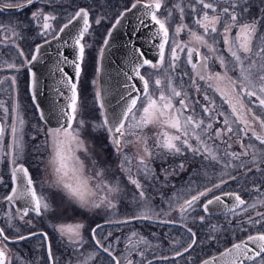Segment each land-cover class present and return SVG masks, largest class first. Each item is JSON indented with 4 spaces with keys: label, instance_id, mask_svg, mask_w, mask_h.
I'll return each mask as SVG.
<instances>
[{
    "label": "rangeland",
    "instance_id": "374dc122",
    "mask_svg": "<svg viewBox=\"0 0 264 264\" xmlns=\"http://www.w3.org/2000/svg\"><path fill=\"white\" fill-rule=\"evenodd\" d=\"M135 1L136 0H134L133 3ZM145 1L150 2V0ZM60 2L63 4V10L66 12V16L64 14L65 23L71 17H73L74 13L79 7L76 0H60ZM210 2L213 1L210 0ZM47 5L48 13L50 12L51 14H54L58 11L59 5L57 0H51V2H49V0H40L34 7H32V9H34V11L42 9L44 12ZM98 5L99 3L96 2L92 5L91 10L93 14H90V20L92 22V26H96L95 28L99 30L101 27L104 28L105 26L107 12ZM175 5H180V7L184 9L183 19H181V12L179 8L174 7ZM162 6L165 7L164 12H161L163 14V18L160 15L157 16L158 18L165 21L166 27L168 25L167 22L173 24L172 26L174 32L169 33L167 43L168 46L166 45L164 49L162 65L159 68H152L149 65H146L143 70V75L149 82V94H151L154 98H158L161 91H163L166 96H171V89L169 87L170 84L171 88H175L181 93L179 97H172V103L175 108L180 109V100L184 99L188 107L190 106V109H195L193 107L195 87L192 84L189 65L187 64V48H185L184 51L177 49V55L179 56V59L174 62V70L170 67V64L173 63L171 60V50L174 46L173 41L180 43H187L189 41L190 36L188 29L195 30L200 34H203V29L199 28V26L196 24L191 26L190 24L185 23V17L186 15L188 16V13H186L185 10H188L190 6H195L196 11L194 14H201L205 10L202 8V5L196 4L195 0H163ZM102 10L104 11L103 13ZM122 10L123 9L118 10L117 12L119 13V11L121 12ZM208 11L209 15H212L211 11ZM18 13L19 12H16V16H8L6 18L0 19V81H2L0 82V103L3 105L0 107V119L4 125V135L0 141V177H10L12 169L17 163H24L28 166L37 194L43 196L49 206L46 211L41 212L43 218L42 220H39L40 227L43 226L46 227V229H53L58 228L61 225H83V212L86 210L88 212L99 211V217H101L103 214L107 224L110 225L114 223H116V225L125 224L129 223L127 221L137 220L136 217L142 213L147 214L150 217L149 219L158 222L183 220V230L186 233V230H188L186 229L188 227V222L194 220L195 214L198 211L194 209V207L201 208V204L218 193L224 191H235L229 189L228 181L237 178L235 175L243 165H247L248 167L249 165L264 162V144L256 143L257 141L252 139V142L247 143L245 148L240 147V149H238L239 151L237 154H240V156L239 159L234 161L230 155H226L227 151L222 152L223 149L221 150L218 149V147L210 146L208 143L209 141H207V137L208 140H210V135L209 133H204L201 134L200 139L212 150L217 159L212 160L211 158H207L211 159V162L208 161L209 163L205 166V169L202 170L201 173H199L197 170L198 168H194V170L191 172V167H187L189 170L188 173L183 174V177L177 176L181 179V181L178 179V183L176 181V183H173V177H169L170 179L167 180L169 182L168 185L164 184L165 186L159 193L149 192L155 189H148L147 185L144 184L145 186L143 185V187H141V189L143 188L144 190V197L142 198L143 200H139L141 198L140 193L136 191V185L131 183L130 177H132V179H136L133 177L140 178L143 176L157 177L154 175L156 173L153 172V164L158 160V152L160 150L161 152H165V150L157 148L156 146H148L149 150L152 152V156L150 158L146 157V163L148 164V168L151 171L148 175H145L144 171L141 169V166L138 164V156L144 155L143 144L135 143V141L137 136L143 137L142 133L146 132L148 137H154L156 142L157 134L161 131V128L158 125L150 124L147 127H144L143 130L131 129L130 131L134 132L135 135H127L123 138V140L133 141V143H128L133 145V148L130 149L132 151V155L126 148V144L123 142L121 144L122 151H117L116 147L112 143V137L108 131L107 125H105V117L100 102L98 66L102 42L104 41H101V43L98 44L97 41L93 40L92 38L89 39L90 36H88V38L81 41V43L85 45V48H89V50H87L88 53L85 51V57L81 64V74L77 81L78 111L76 113V119L72 122V129L79 131V138L83 141L84 148L86 149V151H76L75 155L83 162L84 175L91 178L89 180L88 186L90 189H92L95 195L90 197V203L88 206H81L79 202L68 195L62 186L57 185V178L54 173L53 166L50 164L52 148L51 138L47 135V133L51 128L44 123H39L37 121L36 107L34 106L32 100H28L24 89L20 85V75L22 74V68L21 66L17 65L16 62V35L24 32L26 28L24 27L25 24L22 23L24 22L22 19L23 16L17 15ZM169 13H171V15H169ZM97 19H100L99 24L96 23ZM38 21L40 25L43 23L42 18ZM50 23L52 27L48 30V32L44 33V37L48 36L49 34L51 35V33V37L54 36L63 24L62 23L59 25L60 23L56 19L50 21ZM181 23L187 25L188 28L181 31L180 34L177 35L175 30L176 27ZM92 26L89 32L91 30L93 31ZM217 28V33L206 37L210 43L215 40V46L220 44L221 40L223 41V38H219L222 36L220 33L223 31V19L221 20V23L217 25ZM40 30L41 32H44L42 27H40ZM258 31H260L261 34L262 30H260L259 26ZM89 32L86 35H88ZM107 32L108 29H106L105 35ZM236 32L237 29L233 28L231 30V36L235 37ZM93 43L96 44L95 48H92ZM258 44L259 43L256 44V42L253 41L254 50ZM7 45H11L9 48L11 51L9 52L10 56L5 59L7 54L3 53V48ZM191 46L200 49V58L201 56L205 55H213L212 53L208 52L207 48L202 47L195 42L190 43L189 47ZM87 57H89L88 61L90 60V62L87 61L88 63L85 65L86 63L84 64V61ZM253 61H255L256 64V67L253 69V80L258 86L260 83L257 78L259 75V66L264 64V59H261L260 57H255L253 59L252 56V59L249 60V62H245V66H247L249 63H252ZM89 63L90 65H88ZM157 64H160V60ZM208 64L210 66V61H208ZM9 65H15V67H9ZM26 65L27 63H25V67ZM197 66L196 77L199 78L197 73H204L201 59ZM208 72L211 73L209 70ZM230 76H232L233 79H239V75L236 78L234 74L230 73ZM158 78L162 82L159 87H157L155 84V80ZM13 79L15 80V83H13ZM98 93L99 98H97ZM244 100L245 103H247L248 106L253 109V114L260 118L258 111L264 112V108L258 106L259 102L255 99V97L251 98V100H249L247 97H244ZM145 104V95L137 99L136 108L134 109L137 119L142 114V109ZM32 106H34V108H32ZM5 108L7 109V114H5ZM198 109L199 107L196 110ZM228 111L229 113L225 117H228L230 121H234L235 117L232 116L230 107H228ZM18 117H21L24 121L22 126L19 124ZM248 118L251 121L250 115ZM31 121H33L32 125ZM80 121H83V126H81ZM130 122H132L131 116L129 117L128 121H125V126L127 127ZM14 124L17 127L16 139L22 145V150L19 151L15 147L12 134V126ZM251 124H253V121H251ZM232 127L234 131L233 134L235 136L241 137L240 132L238 131V124L233 123ZM167 131L178 134L175 133L174 129H167ZM197 132H199V129H197ZM255 132L258 135L264 136V132H262V130H255ZM212 139H215L214 135ZM189 142L194 147L200 146L198 141L194 138L190 139ZM31 144H35V146L31 147ZM245 152L247 153L246 155L244 154ZM125 154L130 158V164L133 166L135 165V168L133 169L134 172L132 170V175L131 170H128L130 169V164L124 162ZM192 154L194 153L192 152ZM198 154L205 158L206 153L203 152V148H201V153ZM259 158L262 159L261 162H259ZM12 160H15V164L11 162ZM122 163H125V167L123 168L121 167ZM98 172L102 173V175L98 176ZM136 180H138V178ZM143 182L145 183V179ZM104 184L109 186H118L119 191L116 193H108L107 189L103 187ZM217 184H219L220 187H214ZM208 188H212L213 190L206 196L200 197L199 201L195 202L192 208H189L187 212L181 214L179 210L180 205L183 204L185 200L191 199L192 196L197 195L201 191H205ZM141 189L140 191H142ZM258 194L260 195H257L252 201H248L243 207L237 210L240 213H247V219H251L247 223L251 225L257 224L255 226L256 228H254V230L249 229L246 232L241 229H235L234 232L238 233V236L232 239L234 240L233 243L256 233H264V216L258 215V213H264V187ZM102 198L111 200L115 207L107 206L106 201L101 203L100 207L91 206L92 201L100 203ZM252 205H255V207ZM7 214L10 220L14 215V212L11 209H8ZM252 217H256V220H253ZM23 218L24 217L18 215L16 212V226L13 225L14 227L10 229L15 238L26 235V231L21 227L22 222L27 223L26 219L24 220ZM117 229V227H115L112 231L111 229H106L107 231H105V234H108L109 232L112 233ZM121 229L125 228H119L117 232L115 231V234H120L122 231ZM133 233L136 235L133 236ZM115 234L112 233L110 234V237H108V239L110 238L113 240L110 244L113 253H117V251L120 250L122 246L128 245L130 237L133 243L134 240L138 241L141 237H143L146 243L150 242V238L140 234L137 230H133L128 235L114 236ZM39 243L41 245L39 247V253L45 255L47 253L46 246L41 241H39ZM141 243L146 244L144 242ZM16 248L19 250L18 251L16 249L18 251L17 253L19 254L18 259L24 263H28L23 257L24 254L22 253L26 250V248L24 246H17ZM220 251H213V253L211 252L212 254L209 253L203 258H208ZM51 253L53 254L52 245ZM79 254V257L76 259L74 264H89L92 258L99 254V251L89 249L84 255V252L81 250ZM123 256L128 259L130 256V251L123 252ZM65 259L69 260L70 257L65 255ZM258 264H264V256L258 261Z\"/></svg>",
    "mask_w": 264,
    "mask_h": 264
},
{
    "label": "snow or ice",
    "instance_id": "6c2138e0",
    "mask_svg": "<svg viewBox=\"0 0 264 264\" xmlns=\"http://www.w3.org/2000/svg\"><path fill=\"white\" fill-rule=\"evenodd\" d=\"M36 0H19L18 3L15 4H5L4 7L8 8H17L22 9L27 7ZM51 2V0H49ZM140 3V0H136L135 3L131 5L132 9H135L137 5ZM195 3L198 5H202V8L205 10L199 16V18L195 19L194 23L199 26V28L203 29V34L198 33L195 30L188 29L190 39L187 43H180L173 41L174 46L172 47V55L171 60L173 63L170 64V67L175 69V61L179 59L177 55V49L180 51H184L187 48V57L188 63L192 64L193 53L195 52L197 56H200V53L197 48L189 47V44L195 42L196 44L205 47L208 49L209 53L215 54V40L213 42H209L206 37L211 34L217 33L218 28L217 25L221 23L223 19V31L220 33L223 36V43L227 46V51L231 55L234 61V68L239 67V79H233L232 76L228 74V70L226 68V62L222 56H216V59L219 61L222 68H225L223 73H209L208 61L210 59L209 56H201V64L203 65L204 73H197L199 79L209 81V87H214V90L218 92L221 97L224 99L225 103H227L231 109V114L235 117L234 121H230L228 117H225L224 129H216L214 133V138L219 139L222 134H228L233 132V123H238L243 125V128H240L239 131L247 132L252 131L255 139L259 140L261 144H264V136L258 135L255 132V129L252 128L251 121H259L260 127L264 129V119H260L255 114H253V109L245 103L244 97H247L249 100L255 97V99L259 102L258 106L264 108V64L259 66V85L253 80V69L256 67L255 61L249 63L245 66L246 60H251L252 56L260 57L264 59V35L260 36L258 39L260 40V44L256 46L254 50L253 41L257 39V31L258 26L261 21L259 19H253L251 21H243L242 16L244 13L248 12V0H243V6H241V0H224V3L227 6L223 7L219 12H217V4L215 2H210V0H195ZM163 5V0H150V2L144 3L143 7L145 9L150 10L146 12V15H151L152 21L159 25V34L163 35V42L159 45L160 48V64H152L148 60H143L142 64L137 65L134 68V74L143 82L144 95L146 98V104L142 109V114L137 119L134 109L136 108L137 99L133 98L125 108L124 112L121 114L119 118L115 121L111 122V126L108 128L110 135L112 136V143L116 147L118 152H121V144L133 143V141L123 140L127 135H135L134 132H131V129H140L143 130L144 127L148 125H158L161 128V131L157 134L156 147L165 150L166 152L172 154H180L183 149H188L193 153H201V148H203V152L206 153L205 158H211L212 160H216V155L212 152V150L200 139L201 134L207 133L212 129V123L205 124L204 120H197L193 116H183V111L187 110L188 105L186 104L184 99L180 100V109H176L172 103V97H179L181 93L177 91L175 88H171V96H166L163 91H161L158 98H154L151 94H149V82L145 79L144 76L140 75V68L143 65H149L152 68H159L163 63L164 58V47L168 42V28L166 27L165 21L158 18L157 12L161 9ZM174 7L179 8L181 12V19H183L184 9L180 7V5H175ZM131 10V9H129ZM193 12L196 11L195 6L192 8ZM211 11L212 15H209V11ZM123 15V14H121ZM171 15V13H169ZM33 20H40L42 18L43 23L40 27L43 28L44 32H41V35L48 32L51 29L52 25L50 21L55 20L56 17L49 13H44L43 10H38L32 13ZM73 19H81L83 21V27L80 30L78 36L75 39V47L78 48V54L76 61L73 62L75 67V75L76 78H79L81 74V64L85 57V45L81 43L84 39V36L89 31V13L86 9L81 8L74 13ZM119 19L116 21L119 24ZM69 23H72L70 20ZM96 23H100V19L96 20ZM68 27V24H65L60 31L63 32L65 28ZM188 26L184 24H180L176 27V34L179 35L181 31L187 29ZM235 28L237 29L235 37L231 36V30ZM15 34V33H13ZM111 33H109V36ZM107 39L105 40V44H107ZM40 46L35 49V53H39ZM21 56L24 55L23 51L19 53ZM37 59V55L33 54L31 57V61H35ZM31 61H25V63H30ZM193 69L195 70L198 66L196 64H192ZM9 67H15V65H9ZM62 71V70H61ZM212 81L215 84L211 83ZM2 82V81H0ZM13 83L15 80L13 79ZM161 80L156 79L155 84L157 87L161 85ZM35 84V81H33ZM221 84L224 87H221ZM66 86L69 88L71 92V96L69 97V103L67 108L70 111H66L62 109V116L66 118L67 124H62L60 127L55 129H49L47 135L51 138V148H52V157L50 160V164L53 166L54 173L56 175V183L59 186H62L64 190L68 193L70 197L75 199L77 202L81 204V206H88L90 203V197L95 195L92 189L89 188V180L90 177H86L84 175V166L83 162L75 155L76 151L84 150L83 141L79 138V131L76 129H72V122L76 119V113L78 111V93H77V83H74L72 78H68L66 81ZM197 91L199 88L197 87ZM97 98H99V93L97 94ZM35 101V96L33 97ZM204 99L209 101L210 106H206L203 108L205 114H208L211 118V113L215 112L214 102L210 100V98L205 95ZM2 103H0V107H2ZM103 107V105H101ZM5 114H7V109H4ZM221 116L225 114L223 112L218 113ZM249 115L251 116V121L249 120ZM131 116V121L127 127L125 126V121L129 120ZM183 117V118H182ZM41 119H44V115L41 112ZM19 124L22 126L24 121L21 117H18ZM109 122L105 120V125ZM81 126H83V121H80ZM167 129H174L175 133H171L167 131ZM199 129V132H197ZM12 134L14 138V144L16 149L22 150V145L16 139L17 135V127L15 124L12 126ZM4 135V127L0 126V138ZM196 139L198 141L199 147H194L189 141L190 139ZM213 138V137H209ZM179 142V143H177ZM135 143L143 144V153L144 155L138 156V164L141 166V169L144 171L145 175L150 173V169L148 168V164L146 163V157L150 158L152 156V152L149 150L147 146V140L143 137L137 136ZM230 147V145H229ZM243 147V145H242ZM247 154L246 152L244 153ZM226 155H230L232 159H239L240 154L237 153H226ZM15 164V160L11 161ZM124 162L127 164L131 163L130 158L125 154ZM125 163H122L121 167H125ZM183 168V164L180 165ZM130 171V169H128ZM12 180L15 184L19 176H22L26 179V187L22 191H17L14 187L12 189V194L7 196L6 199L9 202H12L14 199L20 198H28L30 200L28 203L31 206V210L34 211L37 215H40L42 211H46L48 209V204L45 201L43 196L37 194L36 190L33 188V181L29 175L28 169L25 168L22 164L14 167L12 169ZM97 175H102V173H97ZM131 183L135 184L137 189L141 188V184L138 180L132 179L130 177ZM104 188L107 189L108 193H116L119 191L118 186H109L107 184L103 185ZM214 187H220L219 184ZM213 189L208 188L205 191H201L197 195L191 197V199H187L180 205L181 214L188 211L189 208H192L194 203L199 201L200 197L206 196ZM226 195H234L231 193H227ZM140 197H144V192L140 191ZM106 201L107 206L115 207L111 200H106V198H102L100 203L95 201L91 202V206L100 207L101 203ZM235 201L237 202L235 207L230 209V211H235L236 208L243 206L246 202L241 199L239 195H235ZM223 203L220 196H215L214 198L208 199L204 204V210L208 211V206L213 203ZM255 207V205H252ZM29 208L26 207L23 209V215H28ZM258 215L264 216V213H258ZM137 219H149L150 217L147 214H140L136 217ZM203 219V217H201ZM162 223H168L169 221H161ZM30 223V221H29ZM83 225H61L57 228V231L61 234V236H67L69 243L71 244H79L81 241L77 239L80 236V229ZM191 232V229L188 230ZM95 239V230H93ZM32 235H36L33 233ZM44 239H47L46 234H42ZM136 234L133 233V236ZM193 239L191 241L192 244L195 243V234L193 233ZM28 237L20 236L19 239H27ZM9 239L8 236L4 234V229H0V243L7 241ZM144 242L143 237H141L135 243L132 242L131 237L129 238V243L127 247L131 250L138 246L139 243ZM256 244L258 251L255 252V256H260L264 253V234H258L255 236H249L247 241L241 242L239 244H234L231 249H228L223 255L229 256L235 255L238 257L243 255L245 259H253L252 249L248 248V243ZM96 244L99 247L103 248V251L106 252L109 256L112 257L116 264H121V261L118 260L115 256L112 255V252L109 248L104 247L101 244L100 240H96ZM191 247V244L189 245ZM188 249L186 248L185 251ZM143 256V253H139ZM180 255V253H177ZM49 259H52L51 250L49 249ZM214 260L216 258H213ZM0 264H10L7 255V245L4 247H0ZM127 264H133L131 259L127 260ZM150 264V262H149ZM204 264H212L211 261H205ZM230 264H237L236 259L234 258ZM240 264H243L241 261Z\"/></svg>",
    "mask_w": 264,
    "mask_h": 264
},
{
    "label": "trees",
    "instance_id": "16d2710c",
    "mask_svg": "<svg viewBox=\"0 0 264 264\" xmlns=\"http://www.w3.org/2000/svg\"><path fill=\"white\" fill-rule=\"evenodd\" d=\"M40 1V0H38ZM37 1V2H38ZM58 1V11L55 12L54 15L56 20L60 23H64V19L66 16V12L63 10V4ZM78 7L87 6L90 10L91 15L93 14L91 8L92 5L96 2L99 3L98 6L102 7L103 10L107 12L106 14V23L104 28L101 27L99 30L96 29V26H92L93 31L91 30L88 35L84 37L83 40L89 37V39H93L97 41L98 44L105 39L106 29L109 30L115 18L119 15L118 10L127 8L130 6L134 0H76ZM217 4V12H219L223 7L227 6L223 0H212ZM19 1L16 0V3ZM32 4L31 8H26L23 11H20L17 15L23 16L22 22L26 30L21 32L19 35H16V62L17 65L21 66L22 74L20 75L21 86L24 88L25 94L30 101L31 98L27 94V86H28V73L25 67V61H27L33 52V49L36 44L39 42L48 39L51 35L44 37L41 35L40 24L38 20H33L32 13L36 12L32 7L36 4ZM95 6V5H94ZM241 6H243V0H241ZM192 6L188 10H185L188 13V16L185 17V23L194 26L195 19L199 18L202 14L195 13L192 10ZM102 10V13L104 12ZM165 7H161V11L158 15L162 16L161 12H164ZM44 12L48 13V5ZM49 14H51L49 12ZM60 14V15H59ZM65 14V16H64ZM264 3L263 0H248V12L244 13L242 16L243 21H251L253 19H259L261 21L259 28L262 30L260 36L264 35ZM59 18V19H58ZM167 22V21H166ZM168 32L172 33L173 24L167 22ZM190 26V27H191ZM93 32V33H92ZM92 33V34H91ZM91 34V35H90ZM103 44V42H102ZM91 46V45H90ZM96 44L93 43L92 48H95ZM168 46V45H167ZM4 50V54H7L5 59L10 56L9 47ZM89 50V48H85V51ZM23 51L24 55L21 56L19 53ZM88 53V51H87ZM93 53V52H92ZM91 53V59H92ZM89 57L85 58L84 64L87 65ZM88 61V62H87ZM90 65V63L88 64ZM180 69V68H179ZM179 72V71H178ZM181 73V72H180ZM34 108V106H32ZM37 121L41 123L38 113L36 115ZM33 121H31V125ZM147 140V146H156L155 139L152 138H144ZM35 144H31V147H34ZM133 148V146L131 147ZM236 152L237 149L228 147L227 153ZM158 160L153 164L154 171L157 177H133L138 178L141 187L144 184L147 185L148 189H155L149 192L159 193L161 189L168 185L169 177H173L174 182L178 183L179 177H183V174L188 173V168L191 167L190 171L192 172L194 168H198L197 170L201 173L202 170L205 169V166L209 163L208 159H205L203 156L198 153L192 154V151L188 149H183L180 154H172L169 152H158ZM204 158V159H203ZM244 158V157H243ZM153 159V157H152ZM236 159H234L235 161ZM245 160V159H244ZM259 162L262 161L261 158L258 159ZM183 164V168L180 165ZM213 164V163H211ZM135 168V165H134ZM203 168V169H202ZM201 169V170H200ZM136 171V170H135ZM137 172V171H136ZM135 174V173H134ZM164 176V177H163ZM175 176V177H174ZM179 176V177H177ZM235 179L229 180V189L238 191L246 200L252 201L264 187V162L254 165H243L239 171H237L235 175ZM166 178V179H165ZM145 179V183L143 182ZM157 180V182H156ZM142 181V182H141ZM176 181V182H175ZM181 181V179H180ZM164 182V183H163ZM157 183V184H155ZM165 184V185H164ZM145 186V185H144ZM228 186V185H227ZM226 186V187H227ZM159 188V189H158ZM141 189V188H140ZM140 189L136 191L140 193ZM157 189V191H156ZM142 191L143 188L141 189ZM139 200H143L140 198ZM198 210L195 214L194 220L188 222V227L186 229H191V231L195 234L196 243L190 248L186 253L175 257L177 253H182L185 249L189 248V245L192 244L191 241L193 239V235L186 230L185 233L183 230V220L169 221L168 223H162L161 221H154L151 219H137L132 221H127L129 223L125 224H107V221L103 217H99V211H84L83 212V227L80 229V236L77 238L81 241L79 244H71L67 236H61V234L57 231V228L46 229V227L39 226V220H42L41 216H36L34 214H30L23 219L27 221V223L22 222L21 227L26 231V234L32 233L38 230L45 231L51 240L53 254L56 259V264H74L76 259L79 257V253L82 250L84 252L89 249H94L99 251V254L94 258H92L89 264H116V261L112 259L106 252L103 251L102 247L97 246L96 240H100L101 244L104 247L109 248L112 252V248L110 247L112 239H108L110 234H115V231L119 228L121 229L120 234H115L114 236L120 235H128L133 230H137L140 234L147 236L150 238V242L146 244L139 243L138 246L134 249H129L127 245H124L120 248V250L116 252H112V255L115 256L118 260L121 261V264H127V260L130 259L133 261V264H198L201 259L203 260L206 255L209 253H213V251H220L231 245L234 240L233 238L238 236V233L234 232L235 229H241L244 232L251 229L254 230L256 228L255 225L248 224L247 222L251 219H247V213H240L239 211H235L229 214H220V215H207L203 212L201 208H194ZM203 217V219H201ZM253 220H256V217H252ZM30 221V223H29ZM256 222V221H255ZM258 223V222H257ZM107 224V225H106ZM141 225V226H140ZM260 225V224H258ZM117 227L118 229L112 233L105 234L106 229H111V231ZM181 229V230H180ZM95 230V239L93 238ZM227 236V237H226ZM241 239V238H240ZM42 236H37L20 243H16L17 246H24L26 248L22 253L23 256H29L34 254H40V243L39 241H44ZM137 240H134V243ZM45 245V244H44ZM214 249V250H212ZM212 250V251H211ZM22 251V250H21ZM130 251V256L125 258L123 256V252ZM143 253L141 256L139 253ZM211 253V254H212ZM65 255L70 257L69 260L65 259ZM28 259V257H27ZM65 259V260H64Z\"/></svg>",
    "mask_w": 264,
    "mask_h": 264
},
{
    "label": "water",
    "instance_id": "95a60500",
    "mask_svg": "<svg viewBox=\"0 0 264 264\" xmlns=\"http://www.w3.org/2000/svg\"><path fill=\"white\" fill-rule=\"evenodd\" d=\"M37 1L38 0H36V2ZM144 3L147 2L140 0V3L135 9H132L130 5L128 8L121 11V13L112 23L105 37V40L107 39L108 43L105 44L104 40L101 48L98 66V81L100 89V102L101 105H103V114L105 120L109 122L107 124V128L111 126V122L115 121L121 116L131 99H138L144 95L143 82L134 74V68L137 65L142 64L143 60L145 59L151 61L152 63H157L160 60L159 45L163 42V35H158L159 25L152 21L151 15L145 14L150 10L143 7ZM24 8H8L4 7V5H0V9L5 12H20ZM81 8L86 9L89 13L90 30L92 26V22L90 20V11L85 6L78 8V10ZM159 12L160 10L157 12V14ZM118 19L120 21L119 24L116 23ZM70 20L72 23H69ZM65 24H68V27L65 28L63 32H61L60 29ZM82 27L83 21L81 19H73V17H71L68 21L61 25L54 36L35 45L32 55L36 54L37 59L35 61H31V55L30 59L28 60L31 62L27 63L26 65L28 72V90L31 100L36 107L40 119L41 112L44 115V119H41V121L51 129L60 127L62 124H67V120L62 116L61 110L64 109L66 111H70V109L67 108V105L69 103L71 92L66 86L67 79L72 78L74 83H77L78 80L75 75V67L73 64L77 58L78 48L75 47L74 42ZM109 33H111L110 36ZM38 46H40V51L37 54L35 53V49ZM143 66L140 68V75H142L141 71ZM33 81H35V84H33ZM34 96L35 101L33 99ZM0 126H3L1 120ZM21 164L28 169L29 175L31 177L30 170L26 164L17 163L16 166ZM32 186L35 189L34 182ZM14 187L18 192L22 191L26 187V179H24L22 176H19L15 184L12 180V188L8 196L12 194V189ZM227 193L234 195L229 196L226 195ZM235 195H239L241 199L245 201V199L238 192L225 191L211 197L214 198L215 196H220L223 203L214 202L212 205L208 206V211H205L203 206L207 202L206 200L202 204V210L207 215L232 213L233 211H230V209L235 207L237 203L235 201ZM29 200L30 197L14 199L11 202L18 215L25 217L23 215V209L26 207L29 208L28 215L31 213L36 214L31 210V206L28 203ZM241 207L236 208L235 211ZM33 233H36V235H32ZM42 234H46L47 236L46 249L47 254L49 255V249L51 250V245L49 236L46 232L35 231L24 236L28 237L27 239H29ZM258 234L264 233H256L250 236H255ZM248 237L231 244L215 255L205 258L198 264H204L205 261H211L212 264H230L234 258L236 259L237 264H240L241 261L243 264H248L259 259L264 253H262L260 256H255V252L258 251V249L256 244L251 242L248 243V248L253 250L252 253L249 254L254 257L253 259H245L243 255L237 257L235 253L229 256L223 255V253H225L228 249H231L234 244L247 241ZM23 240L19 239L18 237L8 241L20 242ZM193 245L194 244H191V246ZM177 256L179 255H176L175 257ZM213 258L216 259L214 260ZM50 264H53V258L50 259Z\"/></svg>",
    "mask_w": 264,
    "mask_h": 264
},
{
    "label": "flooded vegetation",
    "instance_id": "af4514ba",
    "mask_svg": "<svg viewBox=\"0 0 264 264\" xmlns=\"http://www.w3.org/2000/svg\"><path fill=\"white\" fill-rule=\"evenodd\" d=\"M15 3H16V0H0V5L15 4ZM29 7L31 8V5L26 7V8H29ZM26 8H24V9H26ZM8 16H16V12H5V11H2L0 9V19L6 18ZM259 37H260V31H257V39L254 40L256 42V44L257 43L260 44V40L258 39ZM219 38H223V36H221ZM8 47L10 48L11 45H7L3 49H6ZM191 47H193V46H191ZM194 48H196V47H194ZM215 48H216V53L213 54V55H211V54L209 55L211 57L209 59L210 66H209L208 70L211 73H216V72L223 73L225 71V68L221 67L219 61L215 57L217 55L218 56H222L224 58L225 62H226V68L228 70V74L229 75H230V73L234 74L236 76V78H237L238 75H239V69H238V67H235V70H233L234 61H233L231 55L226 50L227 46L221 40L220 44H217V46H215ZM197 49H198V51L200 53L201 52L200 49L199 48H197ZM255 49H256V47H255ZM9 51H11V50H9ZM255 57L256 56H253V59ZM199 61H200V56H197L196 53L194 52L193 53L192 64L198 65ZM245 62H249V60H246ZM157 63H153V64H157ZM180 63H181V61H180ZM180 63H179V67H180ZM187 64L189 65V72H190V78L192 80V84L195 87V89H194V97H193L194 98L193 107L195 109H190L189 108L190 106H189L187 108V110L183 111V113H184L183 115L185 117L188 116V115H191V116L194 117V115H195V117H194L195 119H197V120H201L202 119V120L205 121V124L212 123V129L209 132H207V133H209V135L211 137H213L216 129H224L225 126H224L223 121L225 119V116L228 115V113H229V111H228L229 105L227 103H225V101L221 97V95L214 90V87H209L208 86L209 83H210L209 81L201 80V79L196 77V69L194 70L192 64L188 63V57H187ZM145 66L146 65H144L143 68H142V74H143V70H144ZM26 70H27V68H26ZM211 83L215 84V82H213V81ZM20 85H21V82H20ZM197 87L199 88V91H197ZM221 87H224V85L221 84ZM27 94L31 98V96L29 94L28 86H27ZM205 95H207L210 98V100L214 102V105H215V110L216 111L211 113V118H210V116L208 114H205L204 111H203L204 107L210 106L209 105V101H206L204 99ZM198 107H199V109L196 110ZM219 112H223L225 115L221 116V115L218 114ZM258 113L260 114V119H264V112L258 111ZM3 127H4V125H3ZM238 128L239 129L243 128V125L238 124ZM252 128L255 129L256 131L262 130V132H264V129H262L260 127L259 121H253ZM239 132H240L241 137L235 136L233 134L234 133V131H233L232 133L222 134L219 139L210 138V140H208V137H207V141H209L208 143H209L210 146L218 147V149H221V150L223 149L222 152L227 151L229 145L232 148L237 149V150L240 149V147L241 148H245L247 146V143H251L252 142V139L257 141L256 143L261 144L259 140L255 139V136H253L252 131L249 130L247 132H241V131H239ZM142 136H143V138H150V137H148L146 132H143ZM151 138L154 139V137H151ZM146 140H148V139H146ZM242 145H243V147H242ZM132 146H133L132 144H126V148L130 151L131 155H132V151L130 149H131ZM226 159H227V157H226ZM208 161L211 162V159H208ZM129 166H130L131 175H132L133 174L132 170L134 169V166L131 165V164ZM133 172H134V170H133ZM11 188H12V177L11 176L10 177H0V229H4V234L9 237L8 240L16 239L13 236L12 232L10 231L11 228L16 226V209L13 206V204L6 199V197L8 196V194L11 191ZM236 192H238V191H236ZM245 201L247 203L246 199H245ZM194 208H200V207H194ZM8 209H11L14 212V215L11 217L10 220H9V217H8V214H7ZM201 209H202V204H201ZM34 215H36V214H34ZM36 216H41V214L40 215H36ZM38 231H42V230H38ZM190 233L193 234L192 231ZM39 236H42V235H39ZM42 237H43L42 241H44V244L46 246V240L44 239V236H42ZM29 239H31V238H29ZM194 239H195V243H196V237H194ZM8 240L4 241L3 243H0V247H4L5 244L7 245V255H8V260L10 261V264H50L49 255L47 253L45 255L34 254V255H29V256H26V257L23 256L28 262V263H24L23 261L18 259L19 258V254L17 252L19 250H18V248H16V243H19V242H10ZM26 240H28V239H26ZM23 241H25V240H23ZM195 243H194V245H195ZM193 246H191V248ZM188 249L190 250V248H188ZM186 252H184V253H186ZM183 254H180L179 256H181ZM27 257H28V259H27ZM262 257H260L258 260H255L254 262H251V263H248V264H252V263L253 264L254 263L258 264V261ZM52 258H53V264H56V259H55V256L53 254H52Z\"/></svg>",
    "mask_w": 264,
    "mask_h": 264
}]
</instances>
